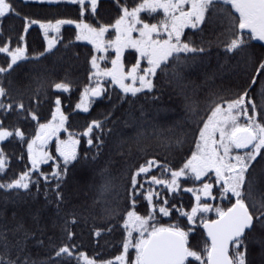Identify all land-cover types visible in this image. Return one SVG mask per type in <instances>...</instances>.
Returning a JSON list of instances; mask_svg holds the SVG:
<instances>
[{
	"label": "snow or ice",
	"instance_id": "snow-or-ice-1",
	"mask_svg": "<svg viewBox=\"0 0 264 264\" xmlns=\"http://www.w3.org/2000/svg\"><path fill=\"white\" fill-rule=\"evenodd\" d=\"M34 2L71 7L77 15L33 19L21 16L13 0H0V21L15 15L23 23L15 46L11 37L0 39V54L6 57L5 66H0V191L28 204L27 214L36 226L18 221L11 228L0 227V264H35L25 253L26 242L32 238L43 245L37 231L44 236L49 224L59 229L61 239L48 237L52 255L46 264H65L64 258L67 264L73 259L76 264H264V55L251 51L252 41L264 42V0H110L115 16L106 23L98 18L104 0ZM32 25L39 26L44 46L29 58L26 33ZM64 25L75 27V40L91 45L88 83L75 108L88 112L93 98L107 96L113 109L108 117L127 103L125 127L135 129L109 148L103 166L99 161L112 131L105 127L108 117L93 119L82 133L74 134L68 132L59 95L50 101L51 119L40 122L38 109L49 93L44 73L33 77L31 89L22 90L12 80L5 83L21 62L38 63L51 54ZM211 35L215 41L206 39ZM213 43L222 46L229 60L238 58L252 71L237 91L210 89L201 105L184 71L208 55ZM70 46L71 42L65 45ZM126 50L134 56L130 66ZM109 58L111 66L102 68L100 61L107 63ZM70 86L64 79L50 83L57 92H68ZM168 86L182 97L184 115L165 121V128L159 116L169 109L157 102ZM141 96L156 105L152 112L143 104L137 106ZM13 115L17 124L6 125ZM28 118L36 122L34 134H26L19 123ZM61 130L67 133L63 140ZM54 137L55 151L50 152L46 146ZM16 141L23 151L15 158L25 166L9 177L11 157L4 146ZM149 141L166 153H177V158L138 156L130 163L131 145L146 153ZM82 142L88 146L83 156L77 147ZM112 155L123 160H113ZM82 187L92 192L85 202H79ZM181 189L192 195L188 209L174 203ZM41 196L42 204L33 208L29 199L38 203ZM217 196L227 205L216 204ZM141 197L147 214L137 211ZM157 213L169 219L176 214L179 222L162 224ZM81 226L97 246L106 235L119 232L118 254L86 255L76 243ZM200 229L206 240L203 249L195 251L189 234Z\"/></svg>",
	"mask_w": 264,
	"mask_h": 264
},
{
	"label": "trees",
	"instance_id": "trees-1",
	"mask_svg": "<svg viewBox=\"0 0 264 264\" xmlns=\"http://www.w3.org/2000/svg\"><path fill=\"white\" fill-rule=\"evenodd\" d=\"M131 2L132 0H129V3ZM13 3L15 8L21 13V16L28 15L30 18L33 19L46 20V19H55L61 17L75 18L77 15L76 9L66 6L57 7V6L39 5L31 2H24V0H13ZM103 4L104 5H102V7L99 9L98 18L100 19L101 22L106 23L109 22L115 16V12L111 6L110 0H104ZM0 23H1L0 34H2L0 35V39L11 37L12 45L15 46L18 34L23 31L22 19L16 17L15 15H10L7 18L0 21ZM69 29L71 28L70 27L63 28V30L60 33V38H58L59 43L57 44L56 48L51 54H45V56L41 58L38 63H33L31 62V60L21 62L19 67L15 68L11 72L10 76L6 77L5 83H7L8 80H12L15 83V86L22 90L25 88L31 89L35 87V85L33 86L31 84V82H33V77L34 76L38 77L40 76L41 73H44L48 79L49 93L46 97H43L44 103H42L38 109L39 118L43 117L46 119L51 117L50 101H54L55 95H59L62 102L63 112L68 117L67 126L70 127L71 125L70 128L73 131H75L74 133L79 134L82 133L83 128L86 126L88 122H90L93 119L104 120L106 117H108V113L110 111H113V109H112V104L109 103L107 96H105L103 99L98 101V103L92 107V111L97 113L96 115H93V117H89V115H84L83 117H81L80 115L82 114L79 111H75L73 109L74 105L77 103V100L80 97V92L82 91L84 85L87 84L88 82V70L90 66L87 64L86 60L90 49L88 46L80 44L75 40V36L72 31L73 29H71L70 31H68V33H66V30ZM190 31L191 30L188 29L186 30V32L189 33ZM206 39H212L213 41H215L216 37L215 35H211V36H206ZM221 39H223V37H221ZM69 42H71V46L66 48L65 45H68ZM251 44H252L251 51L253 52L254 55L257 56L264 55V44L257 43L255 41H252ZM43 46H44V38L42 33L40 32L39 27L37 25H32L29 28L28 32L26 33V47L28 50L27 53L28 57L31 58L35 56L37 53L43 52ZM76 53H79V56H76L75 55ZM4 56H5L4 54H0V60L6 61V58ZM125 57L126 59L128 58L129 61L131 58L134 59L133 55H128L127 53ZM222 65L231 66L230 70L222 68ZM241 68H244V71L241 74H239ZM232 69H234V71L235 70L237 71L235 75L232 73L233 72ZM247 70L249 71V73L252 71V69L245 66L242 62H239L238 58L234 57L231 60H229L228 57H226L223 54L222 46H217L216 43H213L212 46L209 48L208 55L200 58L196 64L186 69L184 71V75L186 77V82L189 83L190 85V88L194 90L198 89L195 90L196 92L195 98L201 103V105H203L205 100L207 99V95L210 89L229 88L233 92L237 91L239 89V86L244 83L245 78L249 75V74L246 75ZM229 71L230 74L232 73L231 75L233 80H230V77H228L227 72ZM14 74L15 77H13ZM11 76L13 77V79H11ZM62 79L70 82L71 86L68 92H63V91L57 92L56 90L50 88V83L53 80L59 81ZM71 93H73L72 101L70 100L71 98H68L71 97L70 96ZM112 95H113V101L115 102L116 93L113 92ZM137 102L145 103L147 101L143 96H141L140 100ZM157 103L169 109V111L166 113L161 112L159 116L162 126L165 128L168 126V124L165 123V121L171 119H178L179 117H182L184 115L182 97L177 95L170 86L167 87V91L161 97V100ZM173 103L174 104L176 103L178 105L176 109L174 106L172 107ZM143 105L150 112H152L154 109V107H149L148 104H146V106L145 104ZM126 109H128L127 103H125V105H123L122 108H118L117 110H115L114 114L108 117L107 128L111 129L112 131L111 134L105 138L106 144L103 155L100 158L99 164L105 163L106 159L109 158L110 156L109 148L111 146L115 145L120 139H126L127 137H130L135 132L134 128L125 127V120L127 119V117L125 116ZM135 115L138 116L139 112L137 111ZM79 118H83V120ZM19 123L22 126V130L23 129L27 130L28 134H34V130L36 126L34 125L35 122L31 121L30 118L21 121ZM5 124L9 126L16 125L17 124L16 116L15 115L10 116L5 121ZM191 127H195V125L193 124L191 125ZM190 136L191 133L189 132V137ZM146 143H147L146 153H139L137 151V148L132 150L135 153H139L140 156H144L145 158L159 155L161 161L164 160L165 156H167L169 160H173L177 158V153H171V154L166 153L165 151L157 147L154 141H149ZM4 147L5 150L8 152L9 156L11 157L9 161L10 169L8 173L9 177H11L14 173H18L25 166L23 161L16 160L15 158L16 156L21 154L23 148L18 141L5 145ZM187 147H189V145L185 144L184 148L186 149ZM113 156L114 155H112L111 158H113ZM138 156L139 155L132 154V156L129 158V162L134 163L137 160ZM260 169H261V165L257 164L256 170L258 174L260 172ZM42 202H43L42 196L38 198V203H32L29 199V203L31 204L32 207H34V205L42 204ZM187 203L185 202L182 204L185 206L186 209L190 208V203L189 202ZM220 203L222 207L227 205L226 200L223 202L220 201ZM28 207L29 205L25 204L22 200L16 199L14 194L4 193V192L1 193L0 191V227L3 226L9 227L10 224L12 225L10 221V216L13 217V212L16 209H23ZM173 216H174V222L172 223L179 222L177 220V215L174 214ZM8 220L10 222H8ZM172 223L170 221L168 224H172ZM28 224H31V221L30 222L26 221V223L24 224L25 227H30L28 226ZM32 227L35 228V226ZM77 231L81 232L83 235H88V229L86 227L81 226V228H77ZM197 232H199L200 235L199 237L200 243H205V238L204 236H202L201 230H197ZM57 235H60L59 229L53 232L52 229L47 228L44 236H40L39 231H37V238L44 241L43 245L37 244L35 239L29 238V240L26 242L25 253L28 256L30 254V258L32 261H35V264H46L47 260L52 255L49 253V249L44 250V248L46 247L47 248L51 247V245H49L48 243V237H52V239L54 240L55 236ZM193 236L195 235L192 233L189 234L190 238H192ZM97 247L99 248L102 246H100V244L99 246H97V244H92L91 249L93 250L91 253H88L90 257L98 254ZM112 248L113 247H111L110 249ZM81 251L86 252L85 249H81ZM130 252L133 253L134 250L131 249ZM115 254L117 253H114V251H108L103 258H109L111 256H115ZM191 260L192 259H189V261ZM192 264H195L194 261L192 262Z\"/></svg>",
	"mask_w": 264,
	"mask_h": 264
},
{
	"label": "rangeland",
	"instance_id": "rangeland-1",
	"mask_svg": "<svg viewBox=\"0 0 264 264\" xmlns=\"http://www.w3.org/2000/svg\"><path fill=\"white\" fill-rule=\"evenodd\" d=\"M24 2H31V3H35L34 2V0H24ZM35 4H37V3H35ZM105 4V3H104ZM103 4V5H104ZM14 19V18H13ZM12 20V19H11ZM8 21H10V20H8ZM7 22V21H6ZM38 26V25H37ZM0 27H1V23H0ZM39 27V26H38ZM65 27H70L71 29H73L72 31H73V34H74V36H75V27L73 26V25H64V26H62V28H61V31L63 30V28H65ZM1 29V28H0ZM71 29H69V30H66V33H68V31H70ZM187 30V29H186ZM185 30V31H186ZM61 33V32H60ZM135 35V34H134ZM59 38H60V36H59ZM108 38H110V37H108ZM77 41V40H76ZM78 43H80V44H83V45H86V46H88L89 47V49L91 48V45H89V44H87V42L86 41H77ZM59 42H58V40H57V44H58ZM57 46V45H56ZM111 51V50H110ZM130 51H132V50H126V53H128V52H130ZM113 55H114V53H113ZM5 57V56H4ZM6 58V57H5ZM125 62L126 63H128L129 64V66H130V63H132V62H134V59H130V61L128 60V58L126 59V57H125ZM5 64H6V61H4V60H0V66H5ZM100 66L103 68V67H110L111 65H110V58H109V62H105V61H100ZM239 70V69H238ZM233 71V72H232ZM232 73L235 75L236 74V70L234 71V69H232ZM244 71V68H241L240 69V73L239 74H241L242 72ZM202 72V71H201ZM239 72V71H238ZM231 73V74H232ZM227 74H228V77H230V80H233L232 79V75L230 74V71L229 72H227ZM238 74V73H237ZM247 74H249V71L247 70V73H246V75ZM245 75V76H246ZM13 77H15V74L13 75ZM13 77L11 76V79H13ZM239 77H241V76H239ZM235 79V78H234ZM246 79V78H245ZM5 81H6V78H5ZM88 83V82H87ZM31 84L34 86L35 84L33 83V82H31ZM27 85H28V83H27ZM195 90H198V89H195ZM118 92V91H117ZM70 96L71 97H68V98H71L70 100L72 101V98H73V93H71L70 94ZM78 98V97H77ZM141 98V97H140ZM79 99H80V97H79ZM79 99L77 100V103L79 102ZM101 100V98H93L91 101H90V103H89V110H88V112H82V111H80L79 109H76L75 108V105H74V110L75 111H79L82 115H80L81 117H83L84 115H89V117H93V115H96L97 113L96 112H93L92 111V107L93 106H95L97 103H98V101H100ZM138 103V105L137 106H139V104H145V106H146V104H148L149 105V107H156V105H152V104H149L148 102H145V103H141V102H137ZM125 105V104H124ZM175 107V109L177 108V104L175 103H173L172 104V107ZM111 110V109H110ZM61 111H63V108H62V104H61ZM40 119V122H45L47 119H51V117L50 118H43V117H40L39 118ZM79 119H81V120H83V118H79ZM103 121V120H102ZM35 122V121H34ZM76 124V123H75ZM34 125L35 126H37L36 125V122L34 123ZM66 126H67V122H66ZM107 126H108V123L105 125V127L107 128ZM68 127V132H71V133H74L75 131H73L70 127H71V125H70V127L69 126H67ZM36 128V127H35ZM23 131H25V133L26 134H28V131L27 130H24L23 129ZM75 134V133H74ZM58 135H59V137H60V139L61 140H63V139H65L66 137H67V133H65L63 130H61V132L60 133H58ZM129 143H130V141H129ZM128 146H129V144L127 143V144H125V150H127V148H128ZM78 147V151H79V148H80V155L81 156H83L84 155V150L88 147L87 145H86V142H82L80 145H78L77 146ZM136 147H135V145L134 144H132L131 145V152H132V154L133 155H139L140 156V154L139 153H135L133 150L135 149ZM46 149L48 150V151H52V152H54L55 151V137L51 140V141H49V144L46 146ZM133 149V150H132ZM93 151H95V149H93ZM132 156V155H131ZM113 160H117V161H122L123 160V158H121V156H119V155H114L113 156V158H112ZM107 160V159H106ZM104 165V163H101V164H99V166H103ZM153 171V174H158V170L157 169H153L152 170ZM255 171L257 172V170L255 169ZM9 173V172H8ZM9 175V174H8ZM70 183H72V181H70ZM186 186H189V185H183L182 186V188L183 187H186ZM1 193H2V191H1ZM91 194H92V192L89 190V188H87V187H82V189H81V192H80V198H79V202H85L86 200H88L89 198H90V196H91ZM189 194H191V193H189ZM192 196V195H191ZM217 200V201H216ZM216 200H215V203L216 204H220L221 205V203H220V198L217 196V198H216ZM187 203V202H189L190 203V207H191V203H192V198H191V200H190V197H189V195H188V193H185V192H183V190L181 189V192H180V194L179 195H177L176 196V199H175V201H174V203H176L177 205L178 204H183V203ZM209 203H213V201L212 200H209L208 201ZM217 202H219V203H217ZM28 205V204H27ZM187 205H188V203H187ZM38 205H34V207H37ZM179 206V205H178ZM33 207V208H34ZM137 211L140 213V214H147V202L146 201H144L143 200V198L141 197V199H140V201H138L137 202ZM15 213H16V215H15V217L13 216V217H11L10 216V221H11V223H12V225L10 224L9 225V228H11V227H13L18 221L19 222H24V224L26 223V221H31V224H28V226H30V227H32V226H35L33 223H32V220H31V218H30V216L27 214V208H23V209H16L15 210ZM157 216H158V220H159V222L160 223H162V224H168L170 221H171V223L172 222H174V216H172L170 219L169 218H167V217H159V215H158V213H157ZM9 220H8V222H10ZM36 227V226H35ZM41 227L43 228L44 227V225L43 224H41ZM48 229H52V231L53 232H55L57 229H53V228H51V226H50V224H49V226L47 227ZM79 230V229H78ZM76 231H77V229H76ZM81 231V230H80ZM196 232H197V230H196ZM196 232L195 231H193L192 232V234H194L195 236H193L192 238H190L189 237V246L192 248V250H195V251H200V250H202L203 249V246H204V243H200V239H199V237H200V235H199V232H197V235H196ZM77 233H78V237H77V240H76V243L77 244H81V245H79L80 246V250L81 249H85L86 250V255H88V253H91L92 252V250L93 249H91V246H92V244H96V243H93V242H91L90 241V239H89V235H83L81 232H79V231H77ZM61 239V237H60V235H57V236H55V238H54V241H57V242H59V240ZM120 240H121V237H120V234H119V232H114L112 235H106L105 237H104V239H102V240H100L99 241V244H100V246H102V247H97L98 248V253L99 254H102V256L104 257V255H106L107 254V252L108 251H114V253H117L118 254V251H119V249H120ZM119 246V247H118ZM111 247H113L112 249H110ZM47 249H49V253L50 254H52V247H50V248H44V250H47ZM110 249V250H109ZM131 250V249H130ZM129 250V251H130ZM117 254H115V255H117ZM133 254H134V252H133ZM29 256H30V254H29ZM88 256H90V255H88ZM21 258H23V256L21 257ZM65 259V264H67V261H66V258H64ZM189 259H192L191 257H189ZM194 263L195 264H198V262H195L194 261ZM72 264H76V262H75V259H73L72 260Z\"/></svg>",
	"mask_w": 264,
	"mask_h": 264
},
{
	"label": "flooded vegetation",
	"instance_id": "flooded-vegetation-1",
	"mask_svg": "<svg viewBox=\"0 0 264 264\" xmlns=\"http://www.w3.org/2000/svg\"><path fill=\"white\" fill-rule=\"evenodd\" d=\"M189 194V193H188ZM190 195V197L192 198V196H191V194H189ZM217 201V200H216ZM201 230V232L203 231L202 229H200ZM205 238V237H204ZM206 240V239H205ZM188 260H189V258H188Z\"/></svg>",
	"mask_w": 264,
	"mask_h": 264
},
{
	"label": "water",
	"instance_id": "water-1",
	"mask_svg": "<svg viewBox=\"0 0 264 264\" xmlns=\"http://www.w3.org/2000/svg\"><path fill=\"white\" fill-rule=\"evenodd\" d=\"M255 42L264 44V42H260V41H255ZM205 239H206V237H205Z\"/></svg>",
	"mask_w": 264,
	"mask_h": 264
}]
</instances>
